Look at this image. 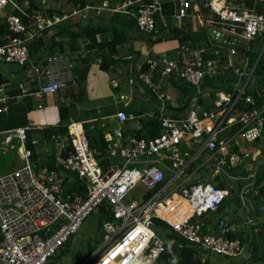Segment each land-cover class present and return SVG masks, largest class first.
<instances>
[{"label":"built area","instance_id":"built-area-1","mask_svg":"<svg viewBox=\"0 0 264 264\" xmlns=\"http://www.w3.org/2000/svg\"><path fill=\"white\" fill-rule=\"evenodd\" d=\"M40 10L23 21L18 15L8 11L18 7L17 0H0V20H4L14 37L6 43H0V63L26 67L31 65L29 44L46 35L49 31L71 18H86L90 12L100 16L103 11L131 13V7L138 6L137 25L142 32L153 33L157 29V17L163 9L162 0H126L119 5H112L111 0H103L100 5L86 3L67 11H53L50 0H38ZM264 3V0H253ZM177 6L173 14L176 21L186 19L193 8L194 0H176ZM214 12L225 31L252 43L264 37V14L250 9H234L223 0H205ZM195 7H199L198 4ZM241 30H240V29ZM188 51V48L182 46ZM237 50L229 47L230 65L238 77L235 85L237 97L226 93L216 101L214 109L204 108L198 104L203 93L202 85L206 77L216 72L215 61L204 63L199 56L191 57L181 63L167 56L147 61L151 71L160 68L163 77L177 72L180 77L194 89L196 93L191 99V107L187 118L175 121L162 119L163 133L154 139L144 140L131 137L127 146L111 145L110 157L123 159V165L111 163L102 166L97 151L90 147L87 135L75 123L69 125L71 152L61 159L66 169L74 171L88 184V195L62 194V178L55 171L37 174L31 161L32 151L27 147V131L18 128L11 132L18 141L17 154L19 164L5 174H0V264H50L53 257L77 235L82 225L102 204L110 205L116 222L104 224L106 245L101 254L87 259L84 264H159L166 244L154 228L156 211L164 210L171 205L169 198L151 197L144 203L132 201L127 203L130 192L142 185L147 190L158 189L165 180V171L161 167L160 155H167L173 165L179 169L178 176L183 173L188 153H182L180 143L187 137L195 142L204 143L209 150H218L229 156L231 164L237 165L242 157L229 153V146L220 140V134L240 123L238 136L247 141H254L262 136L264 130V101L260 107H254L255 100L247 95L245 103L253 106L250 111L236 108V104L245 92L250 79L248 59L244 65L233 63ZM76 61L67 54L56 53L46 57V64L41 67L32 66L38 73L42 83L34 93L37 96L56 94L62 91L66 83L72 79V71ZM33 76L32 68L28 70ZM153 91L156 85L149 73L140 75ZM117 86V82L113 83ZM19 94L14 98H22L30 93L23 82L18 84ZM5 85L0 86V98L4 97ZM124 99V96H120ZM158 98L170 99L168 94L160 93ZM7 106L0 108L6 111ZM119 121L130 119L126 111L117 114ZM204 122L213 123L206 138H203ZM63 148L64 140L54 137ZM140 165V167H137ZM181 196L188 205L183 215L164 217L172 231L199 247L217 255L228 258L241 257L245 248L239 239L231 238L232 226L221 219L213 234H205L203 224L193 221L194 217L204 213L217 211L228 197L225 189L210 183H196L189 187L182 186ZM184 244L179 247H183Z\"/></svg>","mask_w":264,"mask_h":264},{"label":"crops","instance_id":"crops-1","mask_svg":"<svg viewBox=\"0 0 264 264\" xmlns=\"http://www.w3.org/2000/svg\"><path fill=\"white\" fill-rule=\"evenodd\" d=\"M87 1V3L100 5L103 0ZM124 1L126 0H111V4L117 6ZM162 1L163 9L161 14L158 15L161 21L159 28H179L184 32L185 37H192L195 40V45L191 46L188 43H183L179 38L175 37L153 42L151 36L153 40L155 37L151 33H143L136 27L127 28L121 22L113 19L114 14L118 13L123 18V16H128V13H114L107 10L103 11L100 16H97L93 11L86 18H71L47 33L48 44L55 46V50H53L54 54L69 55L76 61V66L72 71V79L66 83L61 92L54 95H32L30 97L32 107L30 111H26L28 124L22 128H25L27 131V140L31 137L33 142L34 157L31 158V161L36 173L57 172L63 181V195L86 197L89 191L88 184L74 171L63 167L60 162L64 158L66 150L69 149L68 151L71 152L70 124H77L76 128L79 127L85 134L87 133V126L89 130H93L95 126L103 125L106 129L105 140L108 142V149L105 154L97 148V150L94 149L98 153L96 157L102 166H107L111 163L123 165L122 158L115 160L110 157L109 149L111 145L127 146L128 140L134 137L133 132L141 130L143 122L148 119L151 120L155 116V113L159 114V120L161 121V133L157 136L159 137L163 133L162 119L170 118L179 121L187 118L191 107V99L196 94L192 87L186 83H182L176 77H163L160 68L154 71H151L149 68V70L145 71V65H148L147 61L167 56L173 60L185 63L191 57H200V54L206 50H208V53H215L217 55L229 53L228 46L211 39L209 34L210 28L239 38L225 31L224 25L220 22L218 16L211 11L204 0H194L189 16L181 22L176 21L173 17L177 6L176 0ZM223 1L234 9L256 10L258 8V3H255L253 0ZM78 2L79 0H50L52 8L61 11L77 7ZM196 4L199 7H195ZM23 7H27V4L25 3ZM11 10L9 7L8 11L10 12ZM113 26L119 30L118 32L126 33L127 39L115 47L110 44L103 47L102 41L105 38L108 43H111V39L113 38L111 27ZM94 38L95 42L92 41ZM253 45L257 46L259 51H252ZM182 46L186 48L190 47L193 51H185L182 49ZM248 52H250V58L257 59L255 65H257L260 58L264 59V37L262 36L260 39L249 43L244 53ZM105 57L108 58L107 63H109L107 68L103 67L102 60ZM244 59H246L245 56L237 54L233 58V63L241 65ZM87 67H89V70L84 74L85 84L84 89H82V87L77 85L76 79H80L81 71H84ZM17 70H20L19 67H7V65L0 63V86L5 85L3 96L8 98L7 102L0 98V108L4 107V105L8 107L6 111L0 112V118L9 116L12 111H16L19 103L23 101V97L14 98L19 94L16 84L20 81L28 83L27 79H24L29 75H26L27 73L23 70L21 72ZM253 70L248 65V73L253 75ZM142 73H149L151 79L155 78V85L157 87L155 91L141 80L140 75ZM249 80L244 78L243 82L248 83ZM114 82L118 83L117 86L113 84ZM222 87V85H211L209 81H204L202 85L203 93L198 99V104L204 108L214 109L216 101L228 93ZM184 89L187 90L183 91ZM261 91L264 93V88ZM160 93L168 94L170 99L162 102L158 98V94ZM120 96H124L125 98L121 99ZM211 104L213 106H209ZM61 108H68V112H62ZM131 108L141 110L142 114L139 116L134 115L129 110ZM123 110L130 115V119L125 122L119 121L122 137L115 139L114 133L110 131V123L118 119V112ZM61 114L67 120L61 122ZM3 124V120L0 119V126H3ZM212 126L213 123H203V138H206ZM63 129H67V133L61 132ZM14 130H0V149L5 150L7 154L12 156L10 157L11 164L8 161L9 167L2 171L3 174L13 171L19 164L17 154L18 141L15 135L11 134ZM51 131L59 132L55 137L62 139V141L64 140L66 145L64 148L55 141L54 136L49 137V133H52ZM219 138L227 143L229 153H236L242 157L240 163L233 165L228 155L218 150H209L204 147L203 141L195 142L192 137H187L180 143L182 153L189 154L186 157V166L183 173L178 176L179 169L173 165L171 159L167 155H160L158 158L161 160V167L165 171L164 182L156 190H147L141 185L144 191L139 199L134 201L144 203L157 195L160 199L169 198L171 205L164 210L156 211L154 228L157 232L160 231L156 228V220H159L168 226L167 229H162V235L158 232L163 241L166 243L169 239H178L179 236L163 221V218L183 215L187 211V208L179 204L183 200L181 196L182 186L189 187L199 182L212 184L207 177H203L200 174V170H203V168L210 169L213 171L212 176L215 179L214 181L223 176V180L217 181L212 185L216 187L222 184L226 185V187L221 188L228 192V197L217 211H211L194 217L193 221L203 224L205 234H213L217 230L219 221L225 218L233 228L230 235L231 238L239 239L242 242L245 254L241 257L228 258L205 251V249L188 241H185V243L197 247L202 252L201 263L264 264V257L261 254L264 251V241L263 238L261 239V234H264L262 227L264 225V213L260 210L263 209V202L253 199L255 194H257L255 188L256 179L261 170H264V156L262 154V150H264V130L262 136L254 141H247L238 135H234V133L231 134L230 127L224 130ZM0 151L2 155H5L4 151ZM196 163L197 166H194ZM137 167H140V165ZM148 194L150 195L147 196ZM101 206L110 212V217L112 218L111 220H102L101 230H97L103 233L104 241H106L103 229L104 224L106 222H116V219L110 205L104 203ZM100 208L93 214L96 221L99 220L97 217ZM259 212L261 213L258 214ZM75 237L76 235L69 241L71 243L69 250H66L58 257L60 252L67 247L68 242L58 255L53 257L51 263L59 264V260L64 257V254L66 252L70 253ZM105 245L101 247L94 257L104 251ZM90 255L89 252L88 256H80L77 264H80L84 259L85 261L90 259ZM223 258H227L229 261L224 262Z\"/></svg>","mask_w":264,"mask_h":264},{"label":"trees","instance_id":"trees-1","mask_svg":"<svg viewBox=\"0 0 264 264\" xmlns=\"http://www.w3.org/2000/svg\"><path fill=\"white\" fill-rule=\"evenodd\" d=\"M100 1V0H98ZM202 1V0H201ZM205 1V0H204ZM88 1L87 0H79V4L81 6H84ZM27 4V7H23ZM201 4V3H200ZM74 8V7H73ZM40 10V3L38 0H18V7L14 8L10 11V13L18 15L23 21H27L29 16H32L35 12ZM53 11L57 12H62L61 10H56L53 9ZM260 14H264V3H258V8L254 10ZM137 13H138V6H133L131 7V13L128 16H123L120 17L119 14H114L113 19H115L117 22H121L123 25L127 26V28H138L137 25ZM219 18V17H218ZM159 16L157 17V29L155 32L151 33L155 37V39L151 40L153 42L155 41H161L163 39H171V38H179V40L183 43H188L191 46L194 44L195 45V40L192 37H185L184 32L180 30L179 28L173 27V28H159L160 24ZM113 31V38L111 39V43L107 42V39L103 40V47L107 46L108 44L112 45L115 47L119 43L125 42L126 41V33L118 32L119 30L115 28L114 26L111 27ZM140 30V29H139ZM141 31V30H140ZM142 32V31H141ZM144 33V32H143ZM47 33L43 37H40L34 41H32L29 44V54L32 59L31 65H27L26 67H19L16 65H9L6 63H3L4 65L7 66H16L19 67L20 70H17L18 72H21L22 70L25 71V73L28 74V70L32 68L33 76H28L25 77L24 80L27 79L28 83L26 81H23L24 84L27 85L30 93L32 92L33 94H27L23 97V101L19 103L17 106L16 111H12L9 116L6 117H1L0 119L3 120L4 124L3 126H0V130H14L18 129V127H26L28 124L27 121V115L26 111H30L32 104H31V99L30 97L36 91H38L42 85L38 79V73L34 71V68L32 66H37L41 67V65L46 64V57L53 55L55 50L54 45H49L48 44V39H47ZM12 37H14L13 33H11L8 29V26L4 20H0V43H6L8 40H10ZM95 42V38L92 40ZM97 45V44H96ZM188 50L190 51V47H188ZM197 50V49H196ZM193 51V50H191ZM56 54V53H55ZM229 53L226 52L224 54H215V53H208V50L205 52L203 51L200 54V59L204 62L207 63L208 61H215V66H216V72L208 77H206L205 81H209L211 85L215 84L217 86L222 85L228 93L232 95V100H235L237 97L238 90L236 89L235 85L238 81V77L236 74L233 72V69L230 65V59L228 55ZM240 54V56H245L246 59H248V64L251 68H253V75L250 78L249 82L247 83L245 87V92L243 93L241 99L238 101V104H236V108L242 109L245 111H250L253 106L254 107H260L261 104L264 101V93H262L261 89L264 88V59L260 58L258 61L257 65H255V62L257 61L256 58H250V52L248 53H242L237 51L236 55ZM109 58V56H107ZM105 57L103 61V67L107 68L109 66L108 58ZM89 70V67L84 69V71H81V77L80 79H76V83L79 87H82L84 89V74L87 73ZM149 70V65H145V71ZM160 74V73H159ZM172 78H177L180 80L182 83H186L177 72H174L170 75ZM167 76V77H170ZM155 83V78L153 77L152 79ZM22 82V81H20ZM220 82H222L220 84ZM146 83V82H145ZM19 82H17L18 86ZM16 86V87H17ZM150 88V86H149ZM187 89H184L185 91ZM61 92V91H60ZM59 93V92H58ZM57 94V93H56ZM54 95V94H53ZM247 95H250L253 97L255 100L254 104L247 105L245 103V98ZM45 96V95H43ZM213 106V104L209 105ZM62 112H68V108L60 109ZM131 113L134 115H141L142 111L141 110H136L134 108L129 109ZM128 114V113H127ZM61 122L67 120L64 115L61 114ZM63 124V123H62ZM231 129V134L234 133V135H238V132L241 129V124L240 123H234L232 126H230ZM127 131V130H126ZM161 121L159 120V114L155 113V116L150 120L148 119L147 121L143 122V127L141 130H136L133 132L134 137L138 139H151L157 137L161 132ZM52 132V131H51ZM61 132L67 133V129L61 130ZM59 132H52L49 133V137H55L58 135ZM105 133L106 129L104 128L103 125H97L93 128V130H89L87 126V137L90 140V147L92 149H99L101 152L104 154L107 153L108 149V142L105 140ZM30 134V133H29ZM29 137V135H28ZM27 147L32 151V156L33 158V151H34V146L31 137L28 138L27 140ZM96 149V150H97ZM69 150V149H68ZM66 150V154H64V158H66L69 155V151ZM69 152V153H68ZM68 153V154H67ZM262 154L264 156V150H262ZM63 158V159H64ZM264 167V166H263ZM261 169V168H260ZM226 187V185H219V188ZM255 188L257 190V194L253 197V199L258 200V202H263V209H260L262 213H264V170H261V172L258 174V177L255 182ZM148 194L147 196H149ZM224 203V202H223ZM100 212H98V225L101 227V221L104 219L111 220L112 218L110 217V212L105 210L103 206H100ZM259 212L258 214H260ZM94 214V213H93ZM105 214V215H104ZM258 216V215H257ZM157 224V229L160 230L158 231L160 235H162V229H167L168 226L164 224L163 222L156 220ZM264 229V225H262ZM177 235V234H176ZM181 238V237H180ZM169 239L166 241V251L162 254V257L160 259V264H207V263H201V254L202 252L195 246L186 244L185 241L181 238L180 239ZM263 238L264 241V234H261V239ZM2 242V239L0 238V243ZM264 243V242H263ZM185 244L183 247H179L180 245ZM71 243L69 242L67 244V247L63 249L60 252V257L66 250H69ZM262 257H264V251L261 253ZM50 264H53L50 262Z\"/></svg>","mask_w":264,"mask_h":264},{"label":"rangeland","instance_id":"rangeland-1","mask_svg":"<svg viewBox=\"0 0 264 264\" xmlns=\"http://www.w3.org/2000/svg\"><path fill=\"white\" fill-rule=\"evenodd\" d=\"M256 50H258L257 46L253 45L252 51H256ZM0 150L4 151L3 153L5 154L2 155V152L0 151V174H3L2 171L8 169L11 160L10 157L12 156L10 154H7L5 150L3 149ZM194 166H197V163ZM212 173L213 171L210 169L207 170L203 168V170H200V174L203 177H207L212 184H215V182L217 181L223 180V176L220 177L218 176L219 178H217V180L214 181L215 179L212 176ZM143 191L144 188L141 187V185L137 186L133 191L130 192V194L128 195L125 201L129 203L131 201L138 200ZM97 230H101V229L92 214L88 217L82 228L77 233L75 240L73 242V246L70 250V253L66 252L64 254V257L59 260V264H77L80 256H85V255L88 256L89 252L91 254L89 258L94 257V255L97 254L101 249V247H103L106 243V241H104L103 238V233L101 231L98 232ZM222 260L224 262L229 261L227 258H223ZM84 261L85 259L80 264H82Z\"/></svg>","mask_w":264,"mask_h":264},{"label":"water","instance_id":"water-1","mask_svg":"<svg viewBox=\"0 0 264 264\" xmlns=\"http://www.w3.org/2000/svg\"><path fill=\"white\" fill-rule=\"evenodd\" d=\"M209 34H210L211 39H213L214 41H217L230 48L237 49L238 51L242 53H244L247 47L249 46V43L247 41H244L240 38L230 36L226 33L217 31L213 28L209 29ZM120 126L121 125L118 119H115L111 121L110 123V131L114 133L115 139L122 137V130Z\"/></svg>","mask_w":264,"mask_h":264},{"label":"bare ground","instance_id":"bare-ground-1","mask_svg":"<svg viewBox=\"0 0 264 264\" xmlns=\"http://www.w3.org/2000/svg\"><path fill=\"white\" fill-rule=\"evenodd\" d=\"M179 204L183 205V207H185V208H188L187 203L185 201H183V200Z\"/></svg>","mask_w":264,"mask_h":264},{"label":"clouds","instance_id":"clouds-1","mask_svg":"<svg viewBox=\"0 0 264 264\" xmlns=\"http://www.w3.org/2000/svg\"><path fill=\"white\" fill-rule=\"evenodd\" d=\"M219 188V187H218ZM225 201V200H224ZM223 204V203H222ZM221 207V206H220Z\"/></svg>","mask_w":264,"mask_h":264}]
</instances>
